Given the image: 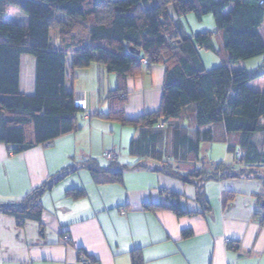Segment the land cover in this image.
I'll return each instance as SVG.
<instances>
[{"label":"trees","instance_id":"16d2710c","mask_svg":"<svg viewBox=\"0 0 264 264\" xmlns=\"http://www.w3.org/2000/svg\"><path fill=\"white\" fill-rule=\"evenodd\" d=\"M229 4L233 9L223 14ZM12 7L25 17L23 24L13 20ZM169 7L177 17L193 13L201 20L211 14L214 32L187 35ZM263 18L264 0H0V143L17 155L79 129L82 108L76 106L72 91L65 89L66 59L71 55L72 80L75 70L93 63L121 79L104 98L105 110L91 115L134 130L136 137L128 150L138 166L194 185L198 199L207 179L235 178L243 173L264 185V153L256 140L257 134H264V92L248 85L264 77V60L252 69H233L238 62L264 56L259 33ZM201 49L222 50L224 59L207 70ZM23 55L32 56L35 62L32 95L19 88ZM141 60L148 66L164 67L161 103L158 111L127 119L122 81L141 71ZM186 111L192 114L193 127L177 123ZM161 120L163 128L158 126ZM217 141L228 143L229 153L240 151V158L235 159L241 170L234 172L221 162L211 174L195 167L201 161V144ZM179 163L193 168L183 177ZM246 166L254 169L245 170ZM83 167L106 182L121 178V172L99 169L93 161ZM66 172L47 179L21 199L0 203V214L13 217L18 226L29 220L40 222L43 194ZM69 195L78 198L83 191L72 189ZM170 198L169 205L145 204L143 208L187 213L180 209L177 194L170 193ZM202 206L207 205L202 202ZM130 256L131 264H144L138 249Z\"/></svg>","mask_w":264,"mask_h":264},{"label":"crops","instance_id":"0c3cea01","mask_svg":"<svg viewBox=\"0 0 264 264\" xmlns=\"http://www.w3.org/2000/svg\"><path fill=\"white\" fill-rule=\"evenodd\" d=\"M232 9L233 4H229L223 14ZM168 11L184 32L181 16L177 17L172 7ZM21 17L23 24L26 19ZM259 33L264 44V18ZM71 60L68 55L65 89L82 101L79 129L17 155L0 143V203L21 199L67 170L43 194L40 222L29 220L18 226L13 217L0 214V264H81L82 256L94 264H131L130 253L136 249L144 264H264V185L243 173L235 178L207 179L198 199L194 185L138 166L128 150L136 137L134 130L91 115L105 110L104 98L121 79L93 63L75 70L72 80ZM263 60L264 56H258L241 61L233 69H252ZM34 70V58L23 55L19 88L26 95L34 92ZM163 79V66L143 64L137 75L122 81L127 119L158 111ZM248 85L264 92V77ZM183 118L177 123L185 125ZM188 119L192 124V114ZM256 140L264 153V134H257ZM201 145L208 152L213 150L211 143ZM227 145L225 155L207 161L204 154L195 167L211 174L221 162L234 172L241 170L235 169L239 163L232 153L226 158ZM104 151H112L115 158H106ZM86 161H93L99 169L119 171L121 178L114 182L95 178L83 167ZM178 165L183 177L193 168L188 163ZM244 168L253 170L254 166ZM72 189L82 190L83 195L70 196ZM170 193L179 196L180 209L186 214L176 215L168 208H143L145 204L169 205ZM184 231L190 235L183 236ZM64 234L68 244L62 241Z\"/></svg>","mask_w":264,"mask_h":264},{"label":"rangeland","instance_id":"374dc122","mask_svg":"<svg viewBox=\"0 0 264 264\" xmlns=\"http://www.w3.org/2000/svg\"><path fill=\"white\" fill-rule=\"evenodd\" d=\"M10 10H11V13H10L11 16L15 20L21 21L22 14L18 11V9L16 7H12ZM180 22L183 26L184 32H186L187 35H194L199 32H205V31L214 32V29H215V22L211 14L204 15L201 20H198L193 13H188L180 17ZM51 34H53V32H51ZM52 38L54 39V34L52 35ZM213 42H214L215 47L218 48V39L214 38ZM200 56L207 70L218 66L220 62L222 61V58L224 57L222 50L220 53H217V52L208 51L204 49L200 50ZM183 116H184L183 119L185 120V125L190 127V125H192L191 121H189L188 119L191 116L190 111H186ZM127 129L130 130L132 128L128 126ZM211 146L213 147V150H209L208 152V148L204 149V145H201L200 148L202 149H201V153L199 156L201 160L204 154L206 155L207 161H212V160H215L216 157L223 156L225 155V153H227L226 152V142L224 141H221V142L217 141V142L211 143ZM105 152L107 151H104L103 153ZM228 154L229 155L226 156V158L231 157V153L228 152ZM232 155L235 156V154H232ZM235 164H236L235 169H239V167H241L240 163L239 164L235 163Z\"/></svg>","mask_w":264,"mask_h":264},{"label":"built area","instance_id":"2783aa9c","mask_svg":"<svg viewBox=\"0 0 264 264\" xmlns=\"http://www.w3.org/2000/svg\"><path fill=\"white\" fill-rule=\"evenodd\" d=\"M141 62H142L143 64H146V61H145V60H141ZM75 103H76V106H77V107H79V108H82V107H83V104H82V101H81V100H76ZM164 125H165L164 121L161 120V121L159 122V125H158V126H159L160 128H163ZM104 155H105V157L108 158V159H113V158H115V153H113L112 151H107V152L104 153ZM235 156L237 157V159L240 158L241 153H240L239 150L236 151ZM62 241H63V243H65V244H68V243H69V238H68V236H67L66 234L62 235ZM79 261H80L81 264H94V263H93L88 257H86V256H82V257L80 258ZM24 264H30V263H24Z\"/></svg>","mask_w":264,"mask_h":264}]
</instances>
